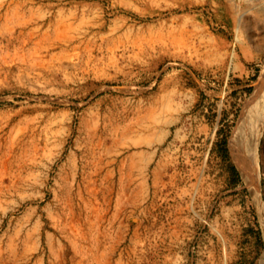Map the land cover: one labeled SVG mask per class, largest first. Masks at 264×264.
Segmentation results:
<instances>
[{
  "label": "rangeland",
  "instance_id": "1",
  "mask_svg": "<svg viewBox=\"0 0 264 264\" xmlns=\"http://www.w3.org/2000/svg\"><path fill=\"white\" fill-rule=\"evenodd\" d=\"M263 68L264 0H0V264H259Z\"/></svg>",
  "mask_w": 264,
  "mask_h": 264
},
{
  "label": "bare ground",
  "instance_id": "2",
  "mask_svg": "<svg viewBox=\"0 0 264 264\" xmlns=\"http://www.w3.org/2000/svg\"><path fill=\"white\" fill-rule=\"evenodd\" d=\"M264 135V68L245 101L229 138L228 149L242 183L257 209L264 238V202L261 197L260 145ZM264 264V251L259 260Z\"/></svg>",
  "mask_w": 264,
  "mask_h": 264
},
{
  "label": "trees",
  "instance_id": "3",
  "mask_svg": "<svg viewBox=\"0 0 264 264\" xmlns=\"http://www.w3.org/2000/svg\"><path fill=\"white\" fill-rule=\"evenodd\" d=\"M226 144H228V139L226 140Z\"/></svg>",
  "mask_w": 264,
  "mask_h": 264
}]
</instances>
